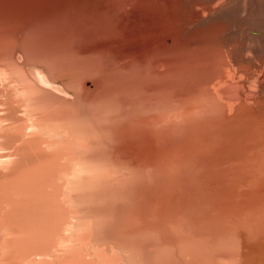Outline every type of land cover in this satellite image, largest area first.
I'll return each instance as SVG.
<instances>
[{
    "label": "rangeland",
    "instance_id": "374dc122",
    "mask_svg": "<svg viewBox=\"0 0 264 264\" xmlns=\"http://www.w3.org/2000/svg\"><path fill=\"white\" fill-rule=\"evenodd\" d=\"M0 23L16 33L29 24L25 47L82 74L86 105L66 103L75 120L64 123L88 134L71 165L96 173L63 176L59 199L73 216L58 254H73L70 264H264V96H254L264 91V0H0ZM2 80L1 92L15 90Z\"/></svg>",
    "mask_w": 264,
    "mask_h": 264
},
{
    "label": "bare ground",
    "instance_id": "6f19581e",
    "mask_svg": "<svg viewBox=\"0 0 264 264\" xmlns=\"http://www.w3.org/2000/svg\"><path fill=\"white\" fill-rule=\"evenodd\" d=\"M18 2H21V1H18ZM97 4L99 5V3H97ZM72 9H74V8H72ZM81 12L83 13L82 10H81ZM99 12H98V14H99ZM92 13H93V11L91 12V15H92ZM57 14H59V13H57ZM57 14H56V16H57ZM78 14H79L78 18H79V16H82L80 13H78ZM99 16L100 15H98L97 19H99ZM66 17L68 18V16H66ZM76 17H77V15H76ZM96 17L97 16L95 15V17L93 16L92 19H94ZM54 18H55V16H54ZM73 19H74V17H73ZM80 19H83V18H80ZM89 19H91V18H89ZM9 20H10V18H9ZM17 20H19V19H17ZM25 20H28V19L26 18ZM75 20H76V18H75ZM21 21H18V22L21 23ZM47 21H49V20H47ZM47 21H46V23H47ZM82 21H84V20H82ZM82 21H81V23H82ZM18 22L16 24H18ZM76 22H74V23H76ZM87 22L89 24V21H87ZM38 24H37V26H38ZM40 24H41V22H40ZM48 24H50V23H48ZM51 24H53L52 23V19H51ZM54 24H55V22H54ZM92 24H94V22ZM24 25L25 24L22 23L21 26H24ZM28 25H26L25 28H27ZM82 25H85V24H82ZM98 25H97V27L99 28ZM102 25H103V23H102ZM78 26H79V24H78ZM92 26H94V25H92ZM104 26H103V28H104ZM60 27H62V26H60ZM5 28H7V27H5ZM19 28H20V25H19ZM19 28L17 27V33H16L15 29L13 30L12 28H8V29L0 28V79L1 80L2 79H4V80L6 79L7 82H9L7 80V79H9V80L12 81V83L15 82L14 86L12 85L13 88L16 85L15 90L13 88H12L14 90L13 92H10L11 89L8 90V92H6V95L4 93L5 91L1 92L2 89H0L1 90L0 93L1 94L3 93L4 96H5V97L1 98L2 100L0 99L1 106L2 105L5 106L2 109L4 111V113L1 115V112H0V148H3V153H5V154H3L2 152H1L2 154L0 153V157L1 158L4 156L3 159L0 158V161L3 164V169H1L2 165H0L1 166V168H0V264H52L51 262H55V260H57L58 264H70V263L73 262V259H74V256L72 258L73 254H72L71 251H70L71 253H69V254L70 255L72 254L71 255L72 262H70L71 259H70L69 255L64 254V253L62 254L61 252H60L61 254H58L57 253L58 251L57 252L55 251V246L57 248V245H55L56 242H59V244H60V242H62V241L65 242L66 240L68 242L67 235L68 236L71 235V233H70V235H69V233L66 234V231L71 229V228L68 229V225H70V220H71L70 216H73V215H68V211H66V209L64 208L65 206L63 207L62 204H65V201H64V203L60 202L62 199L64 200L63 197L60 198V196L62 195L61 193L63 192V190H62L63 187L62 186H64L63 185V183H64L63 176L65 177V174H69L72 171L71 174H69V176H71V177L67 178V175H66L65 179L67 181L64 184H67V182H69V181H71L69 183L74 184V181L75 182L79 181V180H77V177L80 178V175H82V174L85 175L86 173H88V172H86V170H87L86 167L88 168L89 166H87V165H89L91 163L87 164L86 167H83L82 166V165H84L83 162H79L80 164H82L80 166L78 164V162H75V160H74L73 163L74 164L77 163L78 166H77V164H76V166L74 164H73V166L71 165L72 164L71 160L74 159V157H75V155L77 153V150H78L77 147L79 146L81 148L82 145H85L83 142L85 141L84 139H86L88 137L87 136L88 134H85V132L82 133V129H81L82 126L78 127V129L77 128L75 129V127L78 126L77 123L75 124L73 122L75 124V125L73 124V127H72V125H67V123L70 122V120H71V123H72V121L75 120V119L73 118V120H72V118H70V117L69 118L65 117L66 116L65 113L68 114V112H70V111L67 110V104L69 102H79L80 104H82V103L85 104L86 103V98H87L86 95L87 94H86V91L82 88V86H80L78 84V78L82 75V74L81 75L78 74V71H77L79 69L78 67L77 68H73L72 67L73 70L72 69H70V70H66L65 69V71H62V72H59L60 70H58V72H56V70H54L52 67H50L48 64H46L44 62L45 59L43 61L41 59V57L38 56V54H41V51H40L41 48L36 47V45H31V47H25L26 46L25 42H27V41L24 40L25 39L24 37L26 36V34L23 35V36H22V34H18V33H22V30L25 29V28H21V29H19ZM47 28H48V26H47ZM51 28H52V25H51ZM81 28H82V26H81ZM85 28H86V25H85ZM44 30H46V29L44 28ZM47 31H48V29H47ZM82 31H84V30L82 29ZM98 31H101V30L99 29ZM52 33H54V32H52ZM33 34H35V33H33ZM69 35H71V34H69ZM83 35H84V33H83ZM74 36H75V34H74ZM85 36H88V35H85ZM77 37H78V35H77ZM104 37H105V35H104ZM58 38H62V37H58ZM67 38H70V37H67ZM74 38H76V37H74ZM132 38L133 37H131V39ZM82 39H84V38H82ZM68 40H67V43H68ZM61 41H59V43ZM5 43H8V46L6 45L7 48H8L6 50H8V51L3 53L4 48H5ZM54 43H55V41H54ZM191 43H194V42H191ZM102 44H105V43H102ZM106 45L107 44H105L104 46H106ZM100 46H101V44H100ZM56 47H58L57 44L54 46V49H56V52H57V48ZM64 48L68 51V53L73 54L74 50L72 51V45L69 44L66 47L64 46ZM90 48H91V46H90ZM91 49H93V48H91ZM105 49H107V48H105ZM105 49H103V50H105ZM83 50H82L83 53H81V54H84ZM48 51H50V50H48ZM88 51H89V47H88ZM95 51H97V49H95ZM92 52H94V51H92ZM92 52H90V51L87 52L86 51L85 54L92 53ZM109 52H110V49H109ZM112 52L113 51H111V53ZM27 53H30L33 58L32 57H31L32 59L26 58L25 54H27ZM97 53H98V51L96 52V54ZM101 53L102 52H99V54H101ZM93 54L95 55V53H93ZM1 55L2 56L5 55L6 58L5 57L1 58ZM78 55H80V53ZM94 55H92V56H94ZM105 56H103V58H105ZM107 57H106V59H107ZM112 57H114V56H112ZM118 58L120 59V57H118ZM131 59H132V57H131ZM120 60H122V59H120ZM111 61H112V59H111ZM127 62H129V61H127ZM65 64H66V62H65ZM129 65H131V64H129ZM118 67H116V68H118ZM120 67L123 69L122 66H120ZM127 68H129V66ZM126 74H125V76H126ZM7 75H8V77H7ZM241 78H242V76H241ZM2 81H1V83H2ZM96 82L97 81H95V83ZM1 83H0V85H1ZM3 83H2V85H4ZM8 86H9V84H8ZM8 86H6V87H8ZM96 86H97V84H96ZM1 87H3V86H1ZM219 89H222V88H219ZM261 90H264V89H260L258 91H261ZM223 91L225 92V90H223ZM223 91H221V92H223ZM239 92H240V90H239ZM245 93H246V91H245ZM1 94H0V97H2ZM221 94H223V93H221ZM253 94H256V92L253 93ZM224 95H225V93H224ZM245 96H247V95H245ZM248 96H250V95L248 94ZM254 96L258 97V98L263 97L264 96V91L260 92V93H257ZM231 97H233V96H231ZM237 97L239 98V96H237ZM225 98L227 99L228 97L225 96ZM229 99H230V97H229ZM257 100H259V99H257ZM227 101H228V99H227ZM249 102H251V101H249ZM79 103H77V104H79ZM235 103H236V101H235ZM69 110H70V107H69ZM19 112H21L22 114L19 113ZM62 113L64 114V116H63ZM254 113H255V111H254ZM57 114H59V116ZM253 115H255V114H253ZM62 116L66 120H61ZM59 118H61V119H59ZM67 118L69 119V121L67 120ZM79 120H80V118H79ZM81 120H82V118H81ZM64 121H68V122L65 124ZM136 123H138V122H136ZM132 125L134 126V124H132ZM73 128L75 129V131H74ZM77 130H78V132H76ZM79 131H81V132H79ZM92 131H93V129H92ZM127 132H128V128H127ZM135 132H136V130H135ZM136 135H137V133H136ZM93 136H95V135L93 134ZM91 138L93 139V137H91ZM81 140H83V141H81ZM80 141L83 143V144L81 143V146L78 145V143ZM76 142H78V143H76ZM88 145H89V143H88ZM90 146H88V147H90ZM4 148H6L5 151H4ZM7 149H8V151L6 152ZM81 149H84V148L82 147ZM86 151H88V150H86ZM23 160H27L28 162H26L25 165H24V163L22 165L20 163ZM83 160L84 159H82V161ZM98 163H100V162H98ZM96 164H97V162H96ZM90 167H91V165H90ZM89 170L90 169L88 168L87 171H89ZM91 170L89 171V173H91V172L93 173V171H95L94 169H91ZM98 171L100 172L101 169L98 170ZM103 171L105 172V170H103ZM80 172H81V174H80ZM95 173H96V171H95ZM88 174H86L87 177H88ZM84 175H83V177H84ZM90 175L93 176L94 174H90ZM98 175H100V174H98ZM83 177H82V179H83ZM96 177L97 176H95L94 178H96ZM69 178H72V180L69 179ZM68 179H69V181H68ZM83 180L81 181V184H82ZM93 181H94V179H93ZM101 181H104V180H101ZM90 182H91V179H90ZM84 183H85V181H84ZM66 186H68V185H66ZM80 187L81 186H79V188ZM67 188H69V187H67ZM81 189H80V191H81ZM69 190L66 191V188H65L64 196H66L65 193L68 192ZM74 190H75V188H74ZM93 190H95V189L93 188ZM80 191L78 193H80ZM71 199H72V196H71ZM69 214H73V212L69 213ZM74 220H76V219H74ZM77 222H79V220ZM77 222H75V224ZM81 222L82 221H80V224L78 226H76V227H79L81 225ZM73 224H74V222H73ZM77 229H79V228H77ZM80 229H83V228H80ZM73 230H76V229L73 228ZM79 231H81V230H79ZM76 232L74 231V233H76ZM82 235L84 236V234H81V236ZM71 239H72V237H71ZM83 239H84V237H83ZM83 239H81V240H83ZM73 240H74V237H73ZM78 243H80V242H78ZM260 246L258 245L259 250H258V253L256 252V255L257 256L259 255V258H260L259 260L261 261V260H264V247H261V249H260ZM255 248H257V247H255ZM64 250H66V249H64ZM80 250H82V249H80ZM251 250H252V247H251ZM76 251H77V249H76ZM252 251L250 252L251 255L253 253ZM67 252H68V250H67ZM67 252H65V253H67ZM74 255L76 257V253ZM254 255H255V253L252 255L253 257L252 256H249V257H252V259H253L255 257ZM257 256L255 258H258ZM56 257L59 258L61 261L59 259H56ZM81 257H82V255H81ZM100 257L103 258L102 256H100ZM103 259H106L105 256H104ZM252 259L250 258L249 260H252ZM58 260H59V262H58ZM89 260H91V259H89ZM112 260H114V259H112ZM82 261H85V260H82ZM97 261H99V260H97ZM100 261H105V260L101 259ZM256 262H257V260H256ZM256 262H255V264H257ZM113 263H115V262H113ZM258 263H259V261H258ZM260 263H262V262H260ZM79 264H80V262H79ZM94 264H95V261H94ZM250 264H251V262H250ZM252 264H253V262H252Z\"/></svg>",
    "mask_w": 264,
    "mask_h": 264
}]
</instances>
